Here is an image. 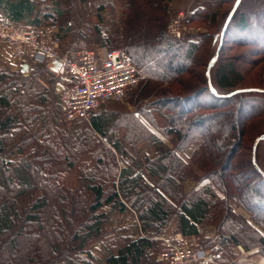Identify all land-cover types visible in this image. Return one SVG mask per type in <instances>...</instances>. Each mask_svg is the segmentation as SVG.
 I'll return each mask as SVG.
<instances>
[{"label": "trees", "instance_id": "trees-1", "mask_svg": "<svg viewBox=\"0 0 264 264\" xmlns=\"http://www.w3.org/2000/svg\"><path fill=\"white\" fill-rule=\"evenodd\" d=\"M80 1H96L98 14L110 10L117 20L118 34L99 37L100 46L119 48L146 74L126 91L139 107L132 113L107 107L90 116V127L78 137L52 91L58 77L51 63L29 64L27 75L0 66V264H161L156 237L169 224L173 234L199 236L210 255L203 264H234L235 245L264 257V86L233 88L234 63H222L226 42L255 41L263 48L247 61L264 64V0H216L210 21L226 9L224 21L198 40L167 34L170 0ZM207 12L196 7L185 24ZM0 14L23 25L55 22L56 15L39 0H0ZM196 59L201 72L184 78ZM44 73L49 84L40 85ZM32 87L33 100L27 98ZM150 108L166 121L162 128ZM255 119L259 130L233 165L241 134ZM105 128L125 129L126 135L111 141ZM138 141L147 142L143 149ZM149 146L156 148L152 158ZM126 156L131 162L119 166L118 158ZM74 167V188L58 182ZM244 168L255 184L235 181L233 170ZM115 212L134 213L140 233L110 236ZM205 226L212 237L201 234ZM100 242L109 245L96 258L92 248Z\"/></svg>", "mask_w": 264, "mask_h": 264}, {"label": "rangeland", "instance_id": "rangeland-1", "mask_svg": "<svg viewBox=\"0 0 264 264\" xmlns=\"http://www.w3.org/2000/svg\"><path fill=\"white\" fill-rule=\"evenodd\" d=\"M48 1L53 3L52 7L56 14L54 20L57 23L58 28H59V39H60L59 51L60 52H65L68 49L76 50V51L79 49H89L93 51H96L97 49L107 50V47H108L107 45L100 46L99 37L106 36L112 33H114L115 35L118 34L119 24L117 20L113 17L110 10H105L103 12H100V14H98L96 11V6H97L96 1H91V2H82L80 0H48ZM196 7L204 8L205 10H207L208 11L207 16L206 17L200 16V19L197 18L193 20L190 24L189 23L185 24V21L188 18V14L192 10H194ZM216 7H217L216 0H170L167 4L168 19H167L165 28L167 27V24L173 15H175L179 11H183L184 13H186V18L184 19V22H183L185 30L182 36L186 35L190 39L198 40L200 35L204 32L210 33V32L219 30L222 21H224V18H225L224 15H225L226 9H223V11H221L219 18L216 21L215 20L210 21L209 15L214 10L217 9ZM166 32H167V28H166ZM229 43L230 42H226L225 44L227 46L224 49L223 54H222V63L227 64L230 61L234 63V68H235L234 76H235V81L238 83L233 85L232 87L237 88V87L250 86V85L264 86V64L263 62L257 61L254 63H250L249 61H247L248 58L254 59L255 57H258L260 55L258 53L261 51V48L263 47L260 44L256 43L255 41L252 42V44H246V46H239V45H235L232 43L229 44ZM44 62L45 61L43 60L36 61L33 66L36 67V63L38 64V63H44ZM5 64L11 69H20V67L11 65L10 63H8V61L3 60L0 55V66L5 65ZM201 70H202V62L200 59H196V63H194V65L186 73L183 74L184 75L183 77L192 78L194 73H198L199 71L201 72ZM29 72L30 71L28 67V69L25 70L23 74L27 75ZM48 78L49 77L47 73H44L41 76H39V80L37 83H39L40 85L42 84L47 85L49 84ZM145 78H146V74H145ZM66 85L67 84L65 83V79L57 78L53 85L54 86L52 89L53 93L55 91L59 95V97H61V92L62 90L66 89ZM35 87H37L38 89L40 86H35ZM35 91L36 90H34L33 88V91H30L29 97L27 98L31 100L35 99ZM130 92H131V89L129 92H126L124 98L120 101L108 102L107 103L108 106L112 108H116L120 110L121 112L122 111H126L128 113H132L133 111L135 112V110H137V108L139 107V103H138V99H136V96H135L136 94H134L135 97L134 99L132 98V101L129 100L130 96L128 94ZM133 100L135 101L133 102ZM61 112L63 114L62 109H61ZM151 112L154 116L157 126L162 128L164 124H166V121L163 118H161L158 111H156L154 108L151 109ZM115 116H117V113L115 114ZM141 120L148 126L150 131H152L153 133L158 135L163 141L168 143L166 141L167 139L164 137V135L161 132H159L152 125H149L148 122H146V120H143V118H141ZM255 121H258V119L248 122L250 127L246 129L245 131L246 135H243V133L241 134V137H240L241 146L234 155L235 162L233 163V165H237L239 163H236V162L242 161V157H244L246 154L247 146L250 140L259 130V128L257 129V122ZM66 125L74 135L79 134L78 137L80 136V133H82V131L85 128L90 127L89 122L84 121V120L66 122ZM105 129H107V135L110 136L111 141L115 139L121 140V138H123L124 135H126L125 129H121V128H105ZM92 133L97 137H101V135L96 133L94 130L92 131ZM234 140H237V139L235 138ZM145 143L147 142L138 141L136 146L138 148L143 149L146 145ZM145 149H146L145 152L149 158H152L156 155V148L154 146H149ZM258 151H261V146L258 147ZM191 155H192L191 149L185 150V156L187 158H190ZM259 155H260V152H259ZM130 162L131 161L128 156L122 159L118 158L119 166L127 165ZM188 165H190L189 167H192V168L194 166V164H192L191 161ZM232 175L235 176V181H237V183L240 181L243 182L246 180V181H249L250 184L252 183L255 184V176L253 174H246L245 168L243 169V171H239V172L233 170ZM57 180L58 182L62 183L63 185L69 188H74L77 182L76 168L74 167L68 171H64L60 173L59 176L57 177ZM242 191H243V194H246L248 195V197H250L249 191H246L245 189H243ZM235 210L236 212L243 214L247 217V214L241 208H236ZM133 214L132 212L112 213L111 222L109 226L112 231L110 236L115 237L118 234L129 233L132 229V226L134 225L132 224ZM169 227H170V224L168 225L167 229L160 235H166L167 237L169 236L172 237L173 235H175L172 233ZM203 228H207V226ZM204 231H206V229H204ZM204 231H202L201 234ZM197 237L200 242L199 236ZM105 245L107 246L109 244L106 242H100L98 245H95L92 248L94 257L98 258L103 254V247H105ZM156 259L160 261L158 259L157 254H156Z\"/></svg>", "mask_w": 264, "mask_h": 264}, {"label": "built area", "instance_id": "built-area-1", "mask_svg": "<svg viewBox=\"0 0 264 264\" xmlns=\"http://www.w3.org/2000/svg\"><path fill=\"white\" fill-rule=\"evenodd\" d=\"M40 7H51L48 0H39ZM183 11L173 15L167 33L175 38L185 30ZM59 28L55 22L17 24L0 17V55L11 65L20 67L43 60L55 63V74L73 79L62 90V110L66 121H89L92 112L106 101H120L126 91L137 85L145 74L120 49L105 50L102 55L89 49L59 51ZM158 259L162 264H203L206 257L196 235L180 234L171 239L156 237Z\"/></svg>", "mask_w": 264, "mask_h": 264}, {"label": "crops", "instance_id": "crops-1", "mask_svg": "<svg viewBox=\"0 0 264 264\" xmlns=\"http://www.w3.org/2000/svg\"><path fill=\"white\" fill-rule=\"evenodd\" d=\"M0 17H4L0 14ZM105 50L103 49H97L96 52L99 54V55H102L104 53ZM59 79H63V78H60L58 77ZM65 79V83L67 84L66 85V89L69 88L71 85H72V82H73V79H67V78H64ZM108 102L110 101H106V102H102L93 112L91 115H95V114H98L101 110H105L107 109L108 106ZM106 106H105V105ZM133 214V213H132ZM133 223L134 224L132 226V229L131 231L129 232L130 234H132V236L134 237L135 235H137L138 233H140V230H139V226H138V222H137V219H136V216L133 214ZM204 229H206V231H204ZM202 231L204 235L206 236H210L212 237L213 236V230L211 227H207V228H202ZM178 235H180L179 233L173 235L172 237L169 236L171 239H174L176 238ZM198 236V235H197ZM202 252L204 253L205 257H206V260H210V255H209V249L208 248H202L201 249ZM232 253H234V258L232 260V262L234 264H264V257L257 251V249H252L250 251H245L241 246L239 245H235L232 247Z\"/></svg>", "mask_w": 264, "mask_h": 264}, {"label": "water", "instance_id": "water-1", "mask_svg": "<svg viewBox=\"0 0 264 264\" xmlns=\"http://www.w3.org/2000/svg\"><path fill=\"white\" fill-rule=\"evenodd\" d=\"M210 64L211 63H209V65L207 66V72H208V70H209V68H210ZM56 64L54 63L53 64V68H54V70H55V68H56ZM28 69V64L27 63H23L22 65H21V67H20V70L22 71V72H24L25 70H27Z\"/></svg>", "mask_w": 264, "mask_h": 264}, {"label": "bare ground", "instance_id": "bare-ground-1", "mask_svg": "<svg viewBox=\"0 0 264 264\" xmlns=\"http://www.w3.org/2000/svg\"><path fill=\"white\" fill-rule=\"evenodd\" d=\"M6 64H7V63H6ZM6 64H5V65H6ZM7 65H8V64H7Z\"/></svg>", "mask_w": 264, "mask_h": 264}]
</instances>
